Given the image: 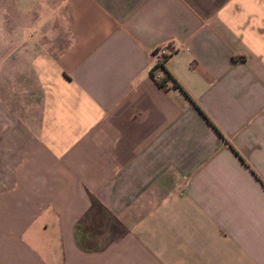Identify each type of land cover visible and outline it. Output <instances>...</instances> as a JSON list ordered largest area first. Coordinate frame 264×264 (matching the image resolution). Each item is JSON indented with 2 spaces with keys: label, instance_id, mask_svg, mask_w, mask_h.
Segmentation results:
<instances>
[{
  "label": "crops",
  "instance_id": "0c3cea01",
  "mask_svg": "<svg viewBox=\"0 0 264 264\" xmlns=\"http://www.w3.org/2000/svg\"><path fill=\"white\" fill-rule=\"evenodd\" d=\"M0 264H264V0H0Z\"/></svg>",
  "mask_w": 264,
  "mask_h": 264
},
{
  "label": "rangeland",
  "instance_id": "374dc122",
  "mask_svg": "<svg viewBox=\"0 0 264 264\" xmlns=\"http://www.w3.org/2000/svg\"><path fill=\"white\" fill-rule=\"evenodd\" d=\"M83 225L90 238L87 244L92 246L101 245L121 232V227L104 210L97 207L89 211Z\"/></svg>",
  "mask_w": 264,
  "mask_h": 264
},
{
  "label": "trees",
  "instance_id": "16d2710c",
  "mask_svg": "<svg viewBox=\"0 0 264 264\" xmlns=\"http://www.w3.org/2000/svg\"><path fill=\"white\" fill-rule=\"evenodd\" d=\"M154 69L156 70H163L164 74H163V80L166 79L168 77V72L164 70V65L162 63H159V64H156L154 65L153 67ZM92 207H101L100 203L93 198L92 200V205H91V210H92ZM89 209V210H90ZM88 214V211L87 213L84 214V216L79 219L76 223H75V226H74V231H75V235L77 237V242L85 249L89 250L91 248H93L94 246L90 245V244H87V242L83 241V240H80V237L79 235L82 234V232L84 233L83 231V228H82V224L84 222V219L86 217V215Z\"/></svg>",
  "mask_w": 264,
  "mask_h": 264
},
{
  "label": "built area",
  "instance_id": "2783aa9c",
  "mask_svg": "<svg viewBox=\"0 0 264 264\" xmlns=\"http://www.w3.org/2000/svg\"><path fill=\"white\" fill-rule=\"evenodd\" d=\"M171 50L167 49L164 46L156 47L153 50V56H154V65L162 63L164 65V62L169 55Z\"/></svg>",
  "mask_w": 264,
  "mask_h": 264
}]
</instances>
